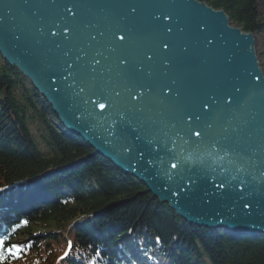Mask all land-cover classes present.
Here are the masks:
<instances>
[{"label": "water", "instance_id": "1", "mask_svg": "<svg viewBox=\"0 0 264 264\" xmlns=\"http://www.w3.org/2000/svg\"><path fill=\"white\" fill-rule=\"evenodd\" d=\"M0 53L70 129L182 217L264 232V72L255 33L225 10L200 0H0Z\"/></svg>", "mask_w": 264, "mask_h": 264}, {"label": "trees", "instance_id": "2", "mask_svg": "<svg viewBox=\"0 0 264 264\" xmlns=\"http://www.w3.org/2000/svg\"><path fill=\"white\" fill-rule=\"evenodd\" d=\"M200 1L225 10L231 24L246 32L264 31L258 0ZM64 126L30 79L0 54V179L62 170L42 180L46 184L39 188L49 182L52 186L47 189L57 199L26 212V222H20L19 229L0 248L5 255L2 264H32L34 255L41 264L48 263L55 247H65L69 238L74 241L72 257L82 259L80 263L100 256L104 264H112L106 256L112 255V246L103 254L95 246L96 237L110 236L111 229L118 235L132 232L138 237L146 236L145 240L154 241L173 264H264L263 236L236 241L184 222L146 184L126 175L102 155H95L94 147L80 136L62 135ZM122 175L129 178H120ZM63 190L71 193L72 198L63 199ZM101 208L107 211L92 219ZM81 218L78 227L76 222ZM134 224L138 225L136 231L128 228ZM36 236L39 237L35 241ZM27 240L32 248L24 250L22 241ZM149 247L153 248L150 244ZM75 261L67 260L65 264H77Z\"/></svg>", "mask_w": 264, "mask_h": 264}, {"label": "snow or ice", "instance_id": "3", "mask_svg": "<svg viewBox=\"0 0 264 264\" xmlns=\"http://www.w3.org/2000/svg\"><path fill=\"white\" fill-rule=\"evenodd\" d=\"M68 11H71V9H68ZM120 39H124V37L122 36V37H120ZM164 47H168V45L165 44ZM99 107H100L101 110H103V109L105 108V105H104L103 103H101V104H99ZM203 107H204V105H203ZM186 115H187V118L191 116V115H188V114H186ZM211 127H212L211 124H208V125H207V128L211 129ZM202 131H203V129L197 130V129L192 128V127H189V129H188V133H189V135H190V136H191V135H195L196 137H201V132H202ZM171 167H172L173 169H175V168H177V164L172 163V164H171ZM222 187H224V183H223V181H221L220 184L216 186L217 190H218L219 188H222ZM249 206H250V203H246V202H245V203L243 204V207H249ZM4 245H5V241L0 240V247H2V246H4ZM69 248H71V243H70V242H69ZM6 250L9 252L10 255H14V253H12V250H11V249H6ZM67 255H68V253H67V251H66V252H65V256H67ZM4 261H5L4 251L0 250V264H2V262H4Z\"/></svg>", "mask_w": 264, "mask_h": 264}, {"label": "rangeland", "instance_id": "4", "mask_svg": "<svg viewBox=\"0 0 264 264\" xmlns=\"http://www.w3.org/2000/svg\"><path fill=\"white\" fill-rule=\"evenodd\" d=\"M258 11L261 15V19L264 22V0H258ZM256 44L264 72V31L258 34H255ZM49 244H47L48 246Z\"/></svg>", "mask_w": 264, "mask_h": 264}, {"label": "bare ground", "instance_id": "5", "mask_svg": "<svg viewBox=\"0 0 264 264\" xmlns=\"http://www.w3.org/2000/svg\"><path fill=\"white\" fill-rule=\"evenodd\" d=\"M64 125H66V124H64ZM64 127H65V128H68V126H64ZM82 140H83V139H82ZM85 141H86V140H84L83 142H85ZM106 159H107V158H106ZM107 160L112 161L111 163H114V164L116 165V167H117V166H120V164H119L118 162L114 161L113 159H107ZM124 173H125L126 175H128V176H129V174H130V173H126V172H124ZM128 176H123V175H122L120 178L128 179V178H129ZM132 176H133V175H132ZM134 177H135V176H134ZM32 201H33V198L30 197L27 201L24 202V204H23L24 207H23V208H24V209H28V208H31V209H32V208L34 207V202H32ZM29 204H30V205H29ZM28 205H29V206H28ZM11 223L13 224L14 221H12ZM256 232H257L258 237H259V236H263V237H264V232H260V231H256ZM6 233H7V230H4V234H6ZM142 253H143V254H148V255H149V252H148V251H145V250H144V251L142 250ZM52 263H53V262H52ZM52 263H51V264H52Z\"/></svg>", "mask_w": 264, "mask_h": 264}]
</instances>
